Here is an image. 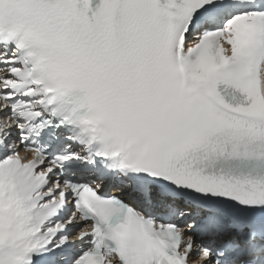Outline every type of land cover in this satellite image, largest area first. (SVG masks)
<instances>
[{"label":"snow or ice","instance_id":"1","mask_svg":"<svg viewBox=\"0 0 264 264\" xmlns=\"http://www.w3.org/2000/svg\"><path fill=\"white\" fill-rule=\"evenodd\" d=\"M42 5L0 0V264H264V0Z\"/></svg>","mask_w":264,"mask_h":264},{"label":"clouds","instance_id":"2","mask_svg":"<svg viewBox=\"0 0 264 264\" xmlns=\"http://www.w3.org/2000/svg\"><path fill=\"white\" fill-rule=\"evenodd\" d=\"M37 8L40 9L43 7L42 0H36Z\"/></svg>","mask_w":264,"mask_h":264}]
</instances>
